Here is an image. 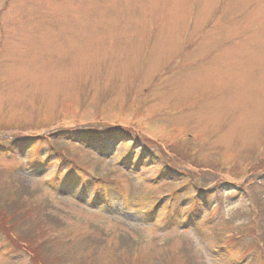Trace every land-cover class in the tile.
Wrapping results in <instances>:
<instances>
[{"label":"rangeland","instance_id":"obj_1","mask_svg":"<svg viewBox=\"0 0 264 264\" xmlns=\"http://www.w3.org/2000/svg\"><path fill=\"white\" fill-rule=\"evenodd\" d=\"M23 231L56 264H264V0H0V264H38Z\"/></svg>","mask_w":264,"mask_h":264},{"label":"trees","instance_id":"obj_2","mask_svg":"<svg viewBox=\"0 0 264 264\" xmlns=\"http://www.w3.org/2000/svg\"><path fill=\"white\" fill-rule=\"evenodd\" d=\"M131 143L133 142V141H130ZM5 209V208H4ZM9 208H7V213H6V216H7V219H8V223L9 224H6L7 226H8V228H10L11 226H13V228H18V226H19V222L18 221H15V220H13V215H14V213L13 212H11L10 213V211L11 210H8ZM48 216V212L46 211V213L43 215V217H47ZM13 221H12V220ZM41 221H43V224L45 225V220H42V219H40ZM9 221H11V223L12 224H10V222ZM6 226V227H7ZM8 236L9 237H11V238H13V239H16V237L14 236V234H13V232H8ZM22 242L25 244L24 246L28 249L29 247H31V250L30 251H28V252H30V254H31V256L32 257H34L35 258V256L36 257H38V264H56V263H54V262H52V261H54V260H51L49 257H47V255L45 254V252H44V249H43V247L38 243V242H36V241H34V238H33V236H32V233H26V232H24L23 231V240H22ZM125 244H126V246H127V243H126V241L124 242ZM39 256H38V255ZM59 257H61L60 255H56L55 256V258L57 259V258H59ZM40 258V259H39Z\"/></svg>","mask_w":264,"mask_h":264}]
</instances>
